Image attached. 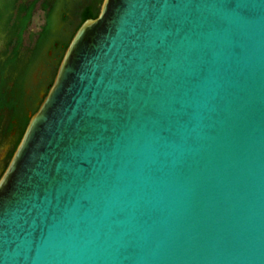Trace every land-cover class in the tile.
<instances>
[{
    "label": "water",
    "instance_id": "obj_1",
    "mask_svg": "<svg viewBox=\"0 0 264 264\" xmlns=\"http://www.w3.org/2000/svg\"><path fill=\"white\" fill-rule=\"evenodd\" d=\"M0 264H264V0H102L0 173Z\"/></svg>",
    "mask_w": 264,
    "mask_h": 264
},
{
    "label": "trees",
    "instance_id": "obj_2",
    "mask_svg": "<svg viewBox=\"0 0 264 264\" xmlns=\"http://www.w3.org/2000/svg\"><path fill=\"white\" fill-rule=\"evenodd\" d=\"M92 1L100 4L102 0ZM57 4H61L64 9L67 8V11L71 10L66 0H0V37L3 47L0 51V113H7L10 128L13 126L12 121L15 122L14 128L19 132L15 148L28 123L27 112L34 113L37 109L36 95L42 84H34V66L41 61L47 63L45 47L51 41L60 38L53 35L52 27V17ZM78 4L80 1L76 0L72 7ZM37 6L44 14V24L35 38L30 36L29 45L24 46V33ZM98 12V7L84 8L79 14L80 22L76 29L84 21L96 18ZM65 18L66 14H62V23ZM65 31L64 26L62 32ZM67 45H64L63 50ZM61 56L57 54L58 60ZM42 75L46 76V73Z\"/></svg>",
    "mask_w": 264,
    "mask_h": 264
},
{
    "label": "flooded vegetation",
    "instance_id": "obj_3",
    "mask_svg": "<svg viewBox=\"0 0 264 264\" xmlns=\"http://www.w3.org/2000/svg\"><path fill=\"white\" fill-rule=\"evenodd\" d=\"M80 4L76 6H70L68 8H71L70 13L72 16V21L68 20V16L66 15V18L64 20V23L67 24L69 30L66 31L60 36L58 40H53L50 42V45L48 46V49L46 50V62L43 63L37 62L34 66V75H36V80L34 81L35 85H39L41 83L43 87V91L41 95H36V102L35 106L38 107L39 103L41 102L42 96L46 93L48 87L50 86V83H52L54 74L56 72V68L58 66V63L60 60L57 58V54H63L64 50L63 47L65 44H68L73 32L76 30L77 25L80 22L79 14L80 12L86 8V7H100V4L93 2L92 0H79ZM67 9V8H66ZM44 24V23H43ZM1 51V50H0ZM62 57V56H61ZM46 73V76H43L42 74ZM44 78H47L45 81H43ZM49 80V81H47ZM43 81V82H42ZM32 114V111L27 112V117L29 118V115ZM14 121H12V128H10V122L7 118V113L2 112L0 113V140H3L1 144L2 151L0 153V173L5 168L9 161V156L13 153L16 145V141L19 135V132L14 128ZM4 143H7V145L4 146Z\"/></svg>",
    "mask_w": 264,
    "mask_h": 264
},
{
    "label": "rangeland",
    "instance_id": "obj_4",
    "mask_svg": "<svg viewBox=\"0 0 264 264\" xmlns=\"http://www.w3.org/2000/svg\"><path fill=\"white\" fill-rule=\"evenodd\" d=\"M68 2V7L72 6L73 3L76 0H66ZM62 14H66L68 16V20L72 21V16L70 11H67L66 9H64V7L61 6V4H57L55 9H54V13H53V17H52V27H53V35L54 36H61L63 34V30H64V26L67 27V31L69 30L70 27H68V23H62ZM44 23V14L43 12L39 9V6L36 7L32 19H31V23L27 29V31L24 33V46L29 45V39L30 36H32V38H35V35L40 31L42 25ZM66 31V32H67ZM50 44H48L45 47V51L48 49V46ZM2 40L0 37V50L2 49ZM36 80V75H33V81ZM43 91V87L41 86L38 91H37V95H41ZM3 142V140H0V153L2 151V146L3 144H1ZM7 145V143H4V146ZM1 157V155H0Z\"/></svg>",
    "mask_w": 264,
    "mask_h": 264
}]
</instances>
